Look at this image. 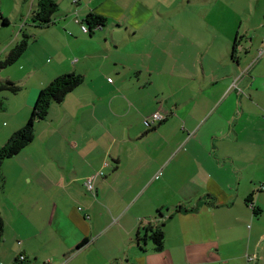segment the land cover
<instances>
[{
    "label": "crops",
    "instance_id": "crops-1",
    "mask_svg": "<svg viewBox=\"0 0 264 264\" xmlns=\"http://www.w3.org/2000/svg\"><path fill=\"white\" fill-rule=\"evenodd\" d=\"M55 2L58 16L46 27L57 43L54 63L19 64L23 78L33 73L37 83L22 107H31L54 77L75 72L84 78L70 93H76L78 120L69 134L57 127L40 131L48 155L24 148L12 164L3 161L1 193L34 183L41 195L24 224L0 206V264L19 255L34 258L32 264H114L112 238L106 243V232L98 234V221L108 217L123 224L137 264H248L246 254L264 264V56L255 60L264 0H172L170 13L179 5L190 12L170 31L156 23L147 28L163 16L153 15L147 0ZM89 13L105 22L84 33L80 26ZM124 34L133 40L170 37L169 50L161 48L169 60L156 62L153 80L150 65L129 60L135 49L126 51ZM133 71L138 73L131 77ZM98 87L107 92H95ZM155 111L165 118L145 127L143 120ZM56 133L61 140L53 139ZM99 171L96 197L83 199L85 209L68 204L86 196L84 180ZM249 195L261 209L258 217L245 201ZM155 218L163 224L164 249L145 260L132 238L144 241Z\"/></svg>",
    "mask_w": 264,
    "mask_h": 264
},
{
    "label": "rangeland",
    "instance_id": "rangeland-1",
    "mask_svg": "<svg viewBox=\"0 0 264 264\" xmlns=\"http://www.w3.org/2000/svg\"><path fill=\"white\" fill-rule=\"evenodd\" d=\"M36 1L37 0H0V24L2 23L1 14H3V17L6 16V18L8 19L7 25H0L1 27L0 28V59H3L8 54V52L13 47L15 42L21 37V33L18 34L20 25H22L21 29H23L21 31L29 35L28 46L25 52L22 54V56L18 59V61L0 70V78L4 77V79H10L14 81V83L17 86L20 85L19 86L20 89L16 93H11L7 91L0 92V147L4 145V143L7 141V139L10 137L13 131L21 128L25 124L30 114L32 105L31 107H24V106L22 107L23 98L25 97V95L28 94V91L30 90L31 86L34 85L37 86L36 75L33 73L26 74L25 77L23 78L24 71L26 72V70L19 69V64L29 65L32 63H37L42 66L49 65L50 67L54 63L55 50L53 49L52 45L57 46V43L51 41L50 31L48 32L47 28H37V27L27 26L31 24V20H32L31 11L35 8ZM155 1L156 0H147L146 4H148L152 8L153 15H156L158 14V12H160V14L163 13V16L161 17V19L156 18L155 16L156 20L150 21L149 25L147 26L148 29L149 28L153 29L154 27L153 25L154 23H156L157 28H159L160 26L161 30L170 31L172 28H175L176 25L180 23L178 20L182 18L183 14L190 12L187 10L188 5H184V6L179 5L178 11H176V9L173 7L170 13L169 6L172 0H159L161 1L160 5L159 2L155 3ZM158 8L160 10H158ZM170 15H172V17H170ZM124 38L126 40V42L124 43V48L126 49V51L131 52L134 51L135 49V52L133 54H129L130 57H133V58H129V60L130 61L136 60L139 64L150 65L151 79L153 80L155 77H157V75L153 73L154 72L153 67L155 66L158 60L159 63L168 62L169 59L167 53L166 54L162 53L161 48L164 47L166 48L167 51L169 50L170 37H167L166 41H162V39L165 40V37L155 38L153 35L140 36L135 38L136 40H133L130 38L129 35L124 34ZM259 38L260 36H256V40H259ZM102 60L103 59L101 58V61ZM137 73L138 71H133L130 76L134 77L135 74ZM158 77L161 79L168 78L166 74L163 76L158 75ZM20 78H22V80H20ZM100 84H105V81L100 82ZM94 91L99 92V94L100 93L104 94L107 92V87H103L101 88V90L100 87H98V90L96 89ZM70 93L72 92H69L66 95L62 103H54V102L51 103L46 119L36 121L37 123L34 124V126L36 125L34 131V139L33 141H31L32 144L29 147H28L29 144L26 145V147H24L26 148L25 150L27 153L28 152H32L33 154L36 152L46 153V150L44 149V147H42L43 141H41L40 137H38L40 131H42L43 129L46 128L47 130V128L49 127L51 128L57 127L56 129H59V131H61L60 134L62 133L69 134L67 132L69 127L72 128L74 126L73 130L74 128H76L75 124H76V120H78L77 119L78 115H74L76 103H77V100L75 99L76 93L75 94H70ZM36 96L37 93L33 97L32 104L34 103ZM27 97L28 96H26V99ZM15 111L17 113H13ZM49 123L50 126L48 125ZM59 123H62L60 128H58ZM49 139L51 138H47V140ZM53 139L61 140V138H59V135L57 133L54 134ZM72 140L73 139L71 138V140L69 141L71 142ZM62 142L65 141L62 140ZM71 153L72 152H70L69 154H64V156L68 158L72 157ZM17 156L18 154H16L11 158ZM26 156L27 155L20 154V158L24 159ZM11 158L5 159L7 160L6 162H11L12 164L13 161H9L11 160ZM102 172L104 173V171ZM2 173L4 174L3 168H2ZM10 193L13 194L11 197H9L8 195ZM38 195H41V191L36 184L34 183L30 185L24 184L22 186H19V188H14L12 191L7 192V194L0 192V206L3 207V211L5 212V215H7L8 217H12L13 214H15L17 219L24 224L25 220L28 219L27 216L33 207V203L36 200H38ZM91 196L94 198L96 197L87 192L86 196L80 198L77 197L74 200L67 199V201L68 204L75 206L76 209H78V207H82L83 209H85V204L83 199H85L86 197L90 198ZM44 199H45V195H44ZM18 202H20L18 205L23 204V206L22 207L17 206L16 207L17 209L14 210L12 206ZM36 212L37 210H34L33 221L37 217ZM88 213L90 214L92 221V214L90 212ZM115 219L116 220H113L111 217H108L102 219L101 221L99 220L100 222L98 221V223H100L101 229H98L99 231L98 234L101 232L102 233L106 232V234L102 236V240H105L106 243L110 238H112L114 264H137L138 256L134 255V250L131 249V245L128 244L129 241L128 240L126 241L127 234L126 232H124V230L121 229L123 224L121 223L117 225L118 219L117 218ZM143 230L144 228L141 231L142 233ZM7 232L11 236L10 231L8 230ZM16 239L21 240L22 237L19 236ZM132 239L134 243L139 242L138 254L141 255L142 253L143 254L145 253L143 257L145 260H147V256L150 254L160 253V252L152 251V243L150 241L147 242L143 241L141 236L139 238L137 234H134V237ZM98 247L100 248L101 246ZM33 259L34 258L26 260L25 264H32ZM63 262H65V260ZM143 263L145 262L142 261V264Z\"/></svg>",
    "mask_w": 264,
    "mask_h": 264
},
{
    "label": "trees",
    "instance_id": "trees-1",
    "mask_svg": "<svg viewBox=\"0 0 264 264\" xmlns=\"http://www.w3.org/2000/svg\"><path fill=\"white\" fill-rule=\"evenodd\" d=\"M31 13L32 20L30 25L37 28H46L55 23V19L58 16V4L55 2V0H37L36 6L31 11ZM76 20L77 19H75V21ZM1 22V25L8 24V20L5 17L1 18ZM83 22L89 28L87 33H92V31H94V27L97 24L101 26L104 25L105 18L95 13H89ZM28 36L29 35L21 31V37L15 42L8 54L3 59H0V70L18 61L28 46ZM235 47L236 41L234 43L232 56H234L236 51ZM83 79V75L79 73H64L54 77L47 85L38 91L25 124L21 128L15 130L4 143V145L0 147V192L3 190L5 182V178L1 170L3 161L7 158L15 156L26 145L33 141L35 122L46 119L51 103H61L69 92H71L83 82ZM19 86H17L14 81L10 79H4L2 77L0 78V92L7 91L16 93L20 89ZM245 201L251 205L253 215L258 217L261 214V209L253 204L251 195L247 196ZM193 209L195 208L187 209L186 211ZM160 216L162 217L163 214H160ZM154 220L149 222V224L145 227L144 241H150L152 243V251L161 252L164 249L165 239L163 224H158L156 218ZM3 230L4 222L0 216V242L3 235ZM83 244L84 242L79 244L78 247L82 246ZM25 261V257L23 260H19L17 256L12 264H25ZM255 262L256 259L251 264H255Z\"/></svg>",
    "mask_w": 264,
    "mask_h": 264
},
{
    "label": "built area",
    "instance_id": "built-area-1",
    "mask_svg": "<svg viewBox=\"0 0 264 264\" xmlns=\"http://www.w3.org/2000/svg\"><path fill=\"white\" fill-rule=\"evenodd\" d=\"M79 1L80 0H73L74 3H77ZM76 21H78V20H76ZM101 28H102V26L97 24L94 27V30L101 29ZM81 30L84 33H87L89 31V28L87 27V25L85 23H82L81 24ZM235 50H236V48H235ZM239 50H240V48H239ZM263 56H264V34L262 36V45L257 49L255 60H257L258 58L263 57ZM110 80L111 79H109V81ZM164 118H165V116L163 114H161L158 111H155V112H153L151 114V120H149L148 118H145L143 120V124H144L145 127H149L152 122H154V121H162ZM102 174H103L102 171H99L95 175L90 176V177H87L84 180V186H85L86 190L89 193H91L93 196H96L95 185H94V178H95L96 175H99L100 176ZM78 209H81V207H78ZM18 259L19 260H23L24 259V256L23 255H19L18 256ZM255 259H256V255H254V254H246V260H247L248 264H251L252 262H254Z\"/></svg>",
    "mask_w": 264,
    "mask_h": 264
}]
</instances>
